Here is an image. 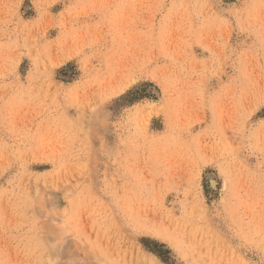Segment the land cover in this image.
Here are the masks:
<instances>
[{"label":"rangeland","instance_id":"rangeland-1","mask_svg":"<svg viewBox=\"0 0 264 264\" xmlns=\"http://www.w3.org/2000/svg\"><path fill=\"white\" fill-rule=\"evenodd\" d=\"M0 264H264V0H0Z\"/></svg>","mask_w":264,"mask_h":264}]
</instances>
